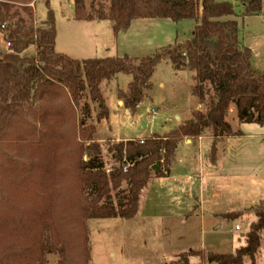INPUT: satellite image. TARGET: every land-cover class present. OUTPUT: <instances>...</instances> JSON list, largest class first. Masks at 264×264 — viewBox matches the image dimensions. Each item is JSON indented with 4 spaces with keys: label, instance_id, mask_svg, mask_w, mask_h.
Instances as JSON below:
<instances>
[{
    "label": "trees",
    "instance_id": "16d2710c",
    "mask_svg": "<svg viewBox=\"0 0 264 264\" xmlns=\"http://www.w3.org/2000/svg\"><path fill=\"white\" fill-rule=\"evenodd\" d=\"M238 1L242 8L240 13L233 4L215 0H110L108 9L98 3L97 10L87 13L83 0H74V20L110 21L114 34L128 29L131 21L136 19L196 23L191 39L184 44L167 46L151 56L82 61L55 52L56 24L54 14L48 8L49 0H45L46 20L39 27H33L29 12L24 20L14 11L11 1H0V33L9 44V52L0 59V134L24 116L31 115L33 121L26 123L27 128L17 134L18 138H27L24 141L32 144L34 151L38 149V141L51 140L45 150L54 154L55 172L61 179L66 171L71 174L75 201L63 220L68 231L75 232L78 264L90 262L87 221L133 219L139 210V196L152 177L151 167L159 163L155 177L167 178L179 143L207 134L212 139L208 158L214 163L217 143L223 138L242 136L239 130L233 132L228 122L231 106L240 124L264 125V71L253 68L252 52L240 43L238 36V19L258 15L262 2ZM29 48H34V57H21V53ZM164 60L169 61L175 71L187 69L193 73L191 95L204 110L193 112L190 119L165 135L153 134L111 145L109 152L120 166L106 171L100 146L93 139L96 128L86 126L82 119L73 126L72 105L87 93L99 109L96 121L107 119L108 108L100 86L122 73L131 76V82L126 92L119 90L118 98L131 113H135L150 89L154 68ZM64 96L68 97L66 104L54 105V109L47 106ZM83 106L82 117H90V106L87 103ZM51 119L61 121L67 129L59 132L49 129L45 122ZM35 136L37 144L33 141ZM36 168V164L16 160L6 150L0 151V171L5 186L0 190V205L8 209L5 213L13 211L7 200L10 196L8 186L16 180L10 178L20 174L31 177ZM123 182L127 190H121ZM112 192H115L114 196ZM59 194L56 195L58 200L62 197ZM246 212H251L255 221L245 233L244 245L234 253L207 252L204 255L202 251L190 250L187 256L179 255L178 258L184 257V264H189L188 259L194 255L200 257L201 263L205 260L208 264H243L244 257H248L254 264L264 241V201L238 213L222 214L221 218L236 221ZM46 221L42 225L43 233L31 237L20 230L12 217L0 213V231L4 230L2 237L8 241L0 250V264H46L45 255L51 254L50 250L58 242L60 248H55L62 258L60 261L67 259L66 250L72 245L70 235L66 237L61 227L55 230L57 224L54 226Z\"/></svg>",
    "mask_w": 264,
    "mask_h": 264
},
{
    "label": "rangeland",
    "instance_id": "374dc122",
    "mask_svg": "<svg viewBox=\"0 0 264 264\" xmlns=\"http://www.w3.org/2000/svg\"><path fill=\"white\" fill-rule=\"evenodd\" d=\"M8 1L13 3L14 11L22 19L27 20L28 12L32 15L33 27L41 26V23L46 20L48 8L52 10L59 30L63 31L70 23L74 24L72 20H68L72 15L74 0H49L48 8L45 7V0ZM109 1L83 0V6L86 8L87 13H93L94 10H97L98 7L96 5L98 3H101L105 9H108ZM218 1L233 4L237 13L242 11L238 0ZM23 8L28 9V11L25 12ZM251 19L255 20L254 18ZM13 21L15 22L16 20ZM156 22V20H150L144 23L152 25ZM238 22L239 35H242L243 29L240 27L242 19H238ZM167 23L174 25L172 26V31L174 33L177 32L180 40L190 38L191 31L195 25L190 20H183L177 25L172 24L170 21H167ZM133 30L130 37L140 32L136 28ZM154 30L156 31L157 29ZM61 31L58 38L59 45L65 44ZM146 34L148 35L149 33L146 31ZM79 37L84 39L83 35H79ZM2 49L7 50V53L9 52L7 42L3 40V35L0 33V52H2ZM29 49L31 56H34V48ZM172 73L167 60L163 64L159 63L154 68L152 79H150L151 90L148 98L140 103L135 111L139 116L137 122L140 123L141 131L144 135L148 134L147 132L150 127L151 121L148 113L151 109L157 110L158 115H160L159 117L163 118L160 123L165 127L164 122L168 123V126L177 123V120L174 119V114L183 118L195 104L194 97L191 95L189 75L174 78L175 76ZM130 82L131 76L120 73L110 81L102 83L100 86L101 96L104 100L106 98L108 106L115 107V92L125 88ZM159 82L164 84L162 88L158 87ZM66 100H68V97L64 96L58 102L54 101L55 104L50 103L47 106L54 109V105L66 104ZM86 103L91 109L90 117L83 118L81 110ZM72 107L74 117L71 118V123L73 126H76L79 120L82 119L86 126L93 125L97 129L96 124L100 123L96 121L99 109L95 103L89 100L87 93L82 100L76 105L73 104ZM32 119L31 115L24 116L21 121H16L12 127H9L0 134V151L6 150L11 158L37 165L31 177L20 174L19 176L14 175L10 178L16 180L12 186H8L10 196L7 200L13 211L5 213L8 209L4 205H0V213L12 217L17 222L20 230L31 237H38L43 233L42 225L46 220V223L51 225L55 226L57 224L55 230L57 227H61L66 237L70 235L68 238L71 239L72 245L66 250L68 254L67 259L65 258L61 262L62 258L59 255V251H57L60 248L58 242L57 246H54L50 250L51 254L45 255L46 264H78L76 248L74 247L75 232L68 231V227L63 220L73 209L75 201V194L71 192V174L68 173L69 171H66L64 179H61L58 173L55 172L56 162L54 163L55 158L52 157L53 153L45 150L51 140L43 139L38 141L40 144H38V149L34 151V148L30 146L32 144L24 141L27 138H18L17 134L24 132V129L27 128L26 123H31ZM227 119L228 122H232V115L229 114ZM45 123L53 131L59 132L67 129L64 123L56 119L48 120ZM159 129V122L157 121L153 131L159 132ZM36 138L37 136L33 138L34 142ZM93 139L100 146L106 171L118 168L120 164L114 160L112 153L109 152V147L119 142L108 138L100 141L96 133ZM38 142L35 143L37 144ZM84 160H86V157H84ZM151 176L150 180H154V171H152ZM2 179L3 175H1L0 171V190L5 188ZM120 188L121 190L128 189L124 182ZM161 189L164 188H155L151 184L147 187L146 191L140 195L138 213L131 220L106 219L87 221L89 264H184L185 258L179 259L178 257L179 255L187 256L190 250L192 252L202 251L204 255L207 252L223 255L234 253L235 249L244 245V239L240 235V232L246 229L244 225L241 226L240 223L238 224L229 220V222L216 221L208 212V207H206L207 209H205L206 212L203 216L200 217L198 215L197 217L186 218V204L182 201L174 203L166 197L162 198L159 195L162 193ZM57 192L62 196H60V200L56 197ZM114 195L115 192H112V196ZM226 197L228 204L223 206L222 209H226L227 212L237 211L241 207L250 206V201L253 198L248 193L244 194L240 189L234 193L228 192ZM244 215L253 218L251 212H246L242 216ZM238 225L241 226L240 231L235 230V226ZM217 226H220V228L216 229ZM3 234L5 232L1 229L0 239L2 240V245L0 246V250L8 242L2 237ZM262 234L264 239V232ZM36 240L38 241V239ZM21 245L18 244V246ZM55 247H57V250ZM188 261L190 264H208L205 260L201 263L200 257L197 255L190 257ZM243 264L251 263L249 259L245 258ZM255 264H264L263 249H261V253L256 257Z\"/></svg>",
    "mask_w": 264,
    "mask_h": 264
},
{
    "label": "crops",
    "instance_id": "0c3cea01",
    "mask_svg": "<svg viewBox=\"0 0 264 264\" xmlns=\"http://www.w3.org/2000/svg\"><path fill=\"white\" fill-rule=\"evenodd\" d=\"M261 2L262 10L258 15L242 19L240 23V27L243 29L242 35H239L238 22V36L240 43L252 52L251 63L253 68L262 72L264 71V0H261ZM73 16L74 7L72 15L68 19L72 20L74 24L70 23L63 31L59 30L58 24L55 23V52L79 61L118 56H127L133 59L141 58L154 54V52L167 48V46L184 44L185 41L192 38L191 36L196 26V23L192 21L195 25L191 31L190 38L180 40L177 32L174 33L172 31V26L174 25L167 23V21H170L168 19H150L157 21L152 25L144 23L150 20L136 19L131 21L128 29L114 34L113 23L110 21L93 20L82 22L74 20ZM251 18L255 20L253 21ZM170 22L176 25L181 23ZM134 28L140 30V32L130 37ZM150 29L151 31H149ZM154 29L157 30L155 31ZM60 31L62 32L65 44L59 45L58 38ZM146 31L149 33L148 35ZM79 35H83L84 39L79 37ZM68 37L69 40L67 41ZM1 51L0 59L3 54L7 53V50L2 49ZM21 57L32 59L34 56H31L30 49H27L21 53ZM165 61L160 62V64H163ZM170 68L173 76H175L174 78L189 75L192 90L194 84L193 73L187 69L175 71L171 64ZM163 86V83H158V87L162 88ZM119 90L126 92L127 86ZM119 90L114 94V108L107 105L105 98L108 117L96 124V136L100 138V141L108 138L121 143L148 138L153 134L165 135L190 119L193 112H202L204 110V107L200 106L194 98V106L188 110L183 118L174 114V119L177 120V123L168 126V123L164 122V127L160 123L163 118L159 117L160 115H158L157 110L153 108L148 113L151 121L148 134L144 135L142 134L140 123L137 122L139 116L136 112L131 113L123 105V100L118 98ZM150 90L151 88L145 93V97L140 103L147 100ZM229 114L232 115L233 119L232 122H229L233 132L239 130L242 132V136L223 138L217 143L214 163H211L208 158L212 139L207 134H203L201 138L195 140L187 139L178 144L167 178L155 177L154 180H149L150 182L147 183V187L151 184L155 188H164L161 189L162 193L159 194L162 198L166 197L174 203L181 201L185 203L187 207L186 218L197 217L198 215L201 217L205 214L206 207H208V212L216 221L229 222L221 218L222 214L238 213V211L249 209L264 201V125L259 126L254 123L240 124L238 119H236L233 106H231ZM157 121L160 127L159 132L153 131ZM157 185L159 186L156 187ZM147 187L145 186L140 195L146 191ZM235 189H240L244 194L248 193V195L252 196V202L249 200L250 206L241 207L237 211L227 212L222 207L228 204L227 193H234ZM254 221V217L244 215L239 220L231 222H237L241 226L244 225L246 227L244 231L240 232L241 237L244 239L245 233ZM240 225L235 226V229L238 228L236 231H240ZM218 228L220 226L216 227V229ZM261 249L264 250V242L260 246L256 257L261 253ZM245 258L249 259L248 257Z\"/></svg>",
    "mask_w": 264,
    "mask_h": 264
},
{
    "label": "water",
    "instance_id": "95a60500",
    "mask_svg": "<svg viewBox=\"0 0 264 264\" xmlns=\"http://www.w3.org/2000/svg\"><path fill=\"white\" fill-rule=\"evenodd\" d=\"M159 163L154 164V166L151 167V171L155 172V169H159Z\"/></svg>",
    "mask_w": 264,
    "mask_h": 264
},
{
    "label": "built area",
    "instance_id": "2783aa9c",
    "mask_svg": "<svg viewBox=\"0 0 264 264\" xmlns=\"http://www.w3.org/2000/svg\"><path fill=\"white\" fill-rule=\"evenodd\" d=\"M9 46V44H7ZM123 169H125V166H123ZM235 230H238V228H236Z\"/></svg>",
    "mask_w": 264,
    "mask_h": 264
}]
</instances>
